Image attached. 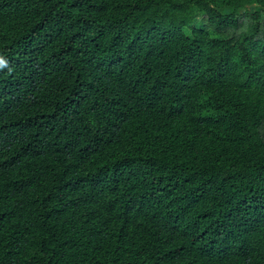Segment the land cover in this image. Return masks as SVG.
I'll list each match as a JSON object with an SVG mask.
<instances>
[{
    "label": "trees",
    "instance_id": "trees-1",
    "mask_svg": "<svg viewBox=\"0 0 264 264\" xmlns=\"http://www.w3.org/2000/svg\"><path fill=\"white\" fill-rule=\"evenodd\" d=\"M0 264H264V0H0Z\"/></svg>",
    "mask_w": 264,
    "mask_h": 264
},
{
    "label": "clouds",
    "instance_id": "clouds-1",
    "mask_svg": "<svg viewBox=\"0 0 264 264\" xmlns=\"http://www.w3.org/2000/svg\"><path fill=\"white\" fill-rule=\"evenodd\" d=\"M7 67V61H5L3 58H0V68Z\"/></svg>",
    "mask_w": 264,
    "mask_h": 264
}]
</instances>
